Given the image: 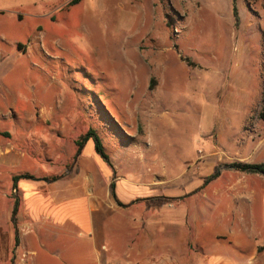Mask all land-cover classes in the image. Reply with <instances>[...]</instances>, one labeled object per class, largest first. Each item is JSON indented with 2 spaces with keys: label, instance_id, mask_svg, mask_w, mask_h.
Masks as SVG:
<instances>
[{
  "label": "rangeland",
  "instance_id": "374dc122",
  "mask_svg": "<svg viewBox=\"0 0 264 264\" xmlns=\"http://www.w3.org/2000/svg\"><path fill=\"white\" fill-rule=\"evenodd\" d=\"M72 1L0 0V226L13 233L12 173L73 176L90 127L117 175L192 205L223 192L241 149L264 160L263 0H238L239 20L232 0Z\"/></svg>",
  "mask_w": 264,
  "mask_h": 264
},
{
  "label": "crops",
  "instance_id": "0c3cea01",
  "mask_svg": "<svg viewBox=\"0 0 264 264\" xmlns=\"http://www.w3.org/2000/svg\"><path fill=\"white\" fill-rule=\"evenodd\" d=\"M81 149L73 176L12 173L30 176L17 182L13 233L0 226V264L11 262L14 239L13 264H264V174L232 166L223 192H198L192 198L209 199L192 205L186 195L117 175L94 138ZM243 151L244 163L264 162ZM4 156L1 165H12ZM155 197L168 199L148 202Z\"/></svg>",
  "mask_w": 264,
  "mask_h": 264
},
{
  "label": "trees",
  "instance_id": "16d2710c",
  "mask_svg": "<svg viewBox=\"0 0 264 264\" xmlns=\"http://www.w3.org/2000/svg\"><path fill=\"white\" fill-rule=\"evenodd\" d=\"M78 0H73L72 2H77ZM233 2V9H234V15L236 17L237 20L240 19L239 17V11H238V0H232ZM264 3V0H263ZM260 117L264 120V88H263V107H262V111L260 113ZM90 138H94L95 143H96V150L104 157L109 159L108 154L105 152L104 149V145H103V138L100 136V134L98 133V131L93 128L90 127V129L87 131V133L83 134L80 136V138L78 140H76V143L79 147V149H81L83 147V145L85 144V142L90 139ZM238 169L246 171V172H250V173H262L264 174V162L262 163H249V162H245V163H238L237 164ZM220 174V170L218 167L215 168V170L213 171V173L211 175H209L208 177H206V181H211L213 179H215L218 175ZM28 176L29 174H23V175H17L13 177V186L14 189L17 188V182L19 179H21L22 177ZM167 197H155V198H150V200L148 201L149 203H160L162 201H167ZM17 205H18V198L15 199V204H14V211L17 209Z\"/></svg>",
  "mask_w": 264,
  "mask_h": 264
},
{
  "label": "water",
  "instance_id": "95a60500",
  "mask_svg": "<svg viewBox=\"0 0 264 264\" xmlns=\"http://www.w3.org/2000/svg\"><path fill=\"white\" fill-rule=\"evenodd\" d=\"M81 151H82V149H80V150H79L78 154H80V153H81ZM233 167H237V166H233Z\"/></svg>",
  "mask_w": 264,
  "mask_h": 264
}]
</instances>
